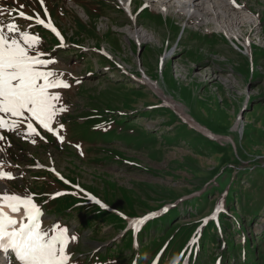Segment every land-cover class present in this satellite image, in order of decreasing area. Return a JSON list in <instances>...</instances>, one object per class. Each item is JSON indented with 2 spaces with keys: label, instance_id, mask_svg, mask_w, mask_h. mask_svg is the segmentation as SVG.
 Here are the masks:
<instances>
[{
  "label": "rangeland",
  "instance_id": "1",
  "mask_svg": "<svg viewBox=\"0 0 264 264\" xmlns=\"http://www.w3.org/2000/svg\"><path fill=\"white\" fill-rule=\"evenodd\" d=\"M124 1L0 0L70 85L62 143L0 129V194L67 227L70 264H264V0L206 24Z\"/></svg>",
  "mask_w": 264,
  "mask_h": 264
},
{
  "label": "snow or ice",
  "instance_id": "2",
  "mask_svg": "<svg viewBox=\"0 0 264 264\" xmlns=\"http://www.w3.org/2000/svg\"><path fill=\"white\" fill-rule=\"evenodd\" d=\"M19 16L33 19L23 11ZM37 22L50 28L61 41L58 47H63V36L50 22L45 23L39 18ZM40 44V37L21 30L15 22H0V129L14 132L26 122L28 136L34 137L40 135L34 126L38 124L62 143L64 137L53 124L58 114L67 108L60 104L59 92L53 90L66 89L70 85L60 78L63 73L48 69L57 61L45 59L46 54L39 51ZM63 127L60 124V128ZM4 139L0 135V140ZM35 142L33 139L32 143ZM13 178L0 165V179ZM89 199L95 200L94 197ZM95 202L100 203L99 200ZM5 207L10 211H5ZM42 216L43 211L32 195L21 196L6 191L0 194V253L5 255L9 264L13 258L18 264H70L68 246L77 237L70 236L68 228L59 224L44 229ZM140 223L143 220L137 221Z\"/></svg>",
  "mask_w": 264,
  "mask_h": 264
},
{
  "label": "bare ground",
  "instance_id": "3",
  "mask_svg": "<svg viewBox=\"0 0 264 264\" xmlns=\"http://www.w3.org/2000/svg\"><path fill=\"white\" fill-rule=\"evenodd\" d=\"M149 1H158L159 3H157L155 7L157 8L158 6V8L160 10L165 11V13L166 12L168 13L170 11L171 6H169L168 4H170V2H173V6H175L174 7L175 9L180 8V11H182L187 16H196L198 24H203V23L206 24L208 21L220 23L219 17H221V21L224 22L225 17H227L229 14L228 6L230 5V0H149ZM124 2H125V8L131 11V8H132L131 5H132L133 0H125ZM209 15H212V16L209 17ZM247 17L249 20L251 19V16H247ZM242 19L244 20L245 18L243 17ZM138 36H140V34ZM151 84L153 83L151 82ZM152 86L154 88L155 85H152ZM4 210L10 211L6 207ZM0 264H2V262H0Z\"/></svg>",
  "mask_w": 264,
  "mask_h": 264
},
{
  "label": "trees",
  "instance_id": "4",
  "mask_svg": "<svg viewBox=\"0 0 264 264\" xmlns=\"http://www.w3.org/2000/svg\"><path fill=\"white\" fill-rule=\"evenodd\" d=\"M199 248V247H198ZM197 250V247L195 248ZM99 262H103V261H99ZM114 263V262H113Z\"/></svg>",
  "mask_w": 264,
  "mask_h": 264
}]
</instances>
